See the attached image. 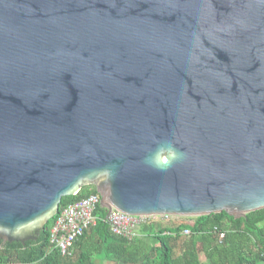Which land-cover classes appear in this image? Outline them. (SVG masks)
<instances>
[{
    "label": "water",
    "instance_id": "obj_1",
    "mask_svg": "<svg viewBox=\"0 0 264 264\" xmlns=\"http://www.w3.org/2000/svg\"><path fill=\"white\" fill-rule=\"evenodd\" d=\"M86 185L131 215L264 208V0H0V240Z\"/></svg>",
    "mask_w": 264,
    "mask_h": 264
},
{
    "label": "trees",
    "instance_id": "obj_2",
    "mask_svg": "<svg viewBox=\"0 0 264 264\" xmlns=\"http://www.w3.org/2000/svg\"><path fill=\"white\" fill-rule=\"evenodd\" d=\"M96 193L93 185L83 186L77 194L63 196L58 210L48 219L35 240L4 242L0 240V264H96L110 260L125 264H201L203 254L208 264L264 263V208L251 211L244 217L226 212L179 219L175 225L162 226L154 232L146 225L138 228L139 236L131 239L111 232L105 220L107 209L96 205V224L77 238L68 254L62 255L49 243V230L59 212L70 202ZM188 229L181 250L174 256L177 240ZM223 237L219 238V233Z\"/></svg>",
    "mask_w": 264,
    "mask_h": 264
},
{
    "label": "built area",
    "instance_id": "obj_3",
    "mask_svg": "<svg viewBox=\"0 0 264 264\" xmlns=\"http://www.w3.org/2000/svg\"><path fill=\"white\" fill-rule=\"evenodd\" d=\"M100 204V198L91 193L78 200L67 204L57 215L49 230V243L62 255L69 252L74 241L79 238L87 229L96 224L98 217L94 214L96 205ZM152 216L131 215L111 208L107 210L105 220L112 233L131 239L138 236V228ZM170 216H159L162 219H169ZM183 235H188L189 230L185 229ZM223 233H219V238ZM264 257V254H263Z\"/></svg>",
    "mask_w": 264,
    "mask_h": 264
},
{
    "label": "crops",
    "instance_id": "obj_4",
    "mask_svg": "<svg viewBox=\"0 0 264 264\" xmlns=\"http://www.w3.org/2000/svg\"><path fill=\"white\" fill-rule=\"evenodd\" d=\"M171 219V220H170ZM167 221L168 223H171L170 225H175L176 223L180 222L179 219H175V218H169V219H162V218H158V217H150L148 219V221H146L144 224H142L141 226H148V227H151L150 229L149 228H145L144 232L142 233L143 235L146 234L147 231H150V232H154L156 229L158 228H161L162 226H167ZM139 236V234H138ZM186 235H182L178 240H177V244L176 246L174 247V256H177L179 253H180V250H181V243L182 241L184 240ZM199 261L201 264H208L207 261H206V258L203 254H200L199 257H198ZM96 264H125V263H122V262H114V261H110V260H104V261H96ZM258 264H264V263H258Z\"/></svg>",
    "mask_w": 264,
    "mask_h": 264
},
{
    "label": "bare ground",
    "instance_id": "obj_5",
    "mask_svg": "<svg viewBox=\"0 0 264 264\" xmlns=\"http://www.w3.org/2000/svg\"><path fill=\"white\" fill-rule=\"evenodd\" d=\"M153 217V216H152ZM154 217H158L159 218V216H154ZM171 217H175V216H171Z\"/></svg>",
    "mask_w": 264,
    "mask_h": 264
},
{
    "label": "flooded vegetation",
    "instance_id": "obj_6",
    "mask_svg": "<svg viewBox=\"0 0 264 264\" xmlns=\"http://www.w3.org/2000/svg\"><path fill=\"white\" fill-rule=\"evenodd\" d=\"M25 242H26V241H25ZM25 242H24V243H25ZM2 243H3V242H2Z\"/></svg>",
    "mask_w": 264,
    "mask_h": 264
},
{
    "label": "rangeland",
    "instance_id": "obj_7",
    "mask_svg": "<svg viewBox=\"0 0 264 264\" xmlns=\"http://www.w3.org/2000/svg\"><path fill=\"white\" fill-rule=\"evenodd\" d=\"M170 217H171V216H170ZM170 217H169V218H170ZM170 220H171V219H170Z\"/></svg>",
    "mask_w": 264,
    "mask_h": 264
}]
</instances>
